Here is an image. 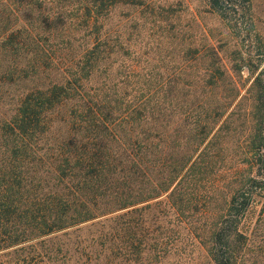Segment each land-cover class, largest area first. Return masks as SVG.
Returning <instances> with one entry per match:
<instances>
[{"label": "trees", "instance_id": "obj_1", "mask_svg": "<svg viewBox=\"0 0 264 264\" xmlns=\"http://www.w3.org/2000/svg\"><path fill=\"white\" fill-rule=\"evenodd\" d=\"M259 18L255 0H0V264L188 244L264 264Z\"/></svg>", "mask_w": 264, "mask_h": 264}, {"label": "rangeland", "instance_id": "obj_2", "mask_svg": "<svg viewBox=\"0 0 264 264\" xmlns=\"http://www.w3.org/2000/svg\"><path fill=\"white\" fill-rule=\"evenodd\" d=\"M255 3L257 4V11H259V17H260L259 20L262 23V27L264 28V0H255ZM187 14H189L188 11ZM189 15L186 16V20L189 19L190 17ZM201 17L204 28H206L207 30L215 28L216 24L210 16L202 15ZM144 43L145 42H143L142 45H144ZM141 49L143 50L142 46ZM180 236L182 238H185L186 235L185 233H181ZM162 264H211V263H209V261L205 258L203 251L200 249V247H198L197 245L188 244L183 251L178 253V255L175 256L173 255L170 259H166L165 261H163Z\"/></svg>", "mask_w": 264, "mask_h": 264}]
</instances>
